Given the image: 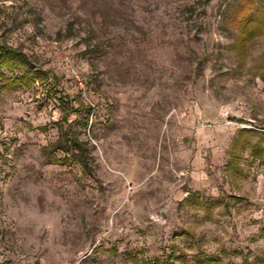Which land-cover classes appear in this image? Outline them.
Here are the masks:
<instances>
[{
  "label": "rangeland",
  "instance_id": "1",
  "mask_svg": "<svg viewBox=\"0 0 264 264\" xmlns=\"http://www.w3.org/2000/svg\"><path fill=\"white\" fill-rule=\"evenodd\" d=\"M0 43L46 73L0 82V264H264V0H0Z\"/></svg>",
  "mask_w": 264,
  "mask_h": 264
},
{
  "label": "trees",
  "instance_id": "2",
  "mask_svg": "<svg viewBox=\"0 0 264 264\" xmlns=\"http://www.w3.org/2000/svg\"><path fill=\"white\" fill-rule=\"evenodd\" d=\"M254 14L255 12L251 11L243 18L241 21L243 28L251 22H257V18ZM4 70H8L13 74L8 76L4 73ZM45 75L46 73L43 70L32 66L28 56L22 50L6 43H0V82L2 87L10 89L29 88L34 82L41 81ZM69 133V127L60 129L58 138L51 145L54 151L62 152L64 154L63 157H57L55 153L52 152L49 154V159L52 163L57 164H68L74 160L79 162L81 166L85 168V153L81 148V141L76 137L63 140V136ZM234 158L235 156L233 155L232 160L228 162V164H232ZM205 262L209 264H224L219 259H208ZM199 263L204 264L202 261ZM149 264H162V262L153 261ZM240 264H247V262H242Z\"/></svg>",
  "mask_w": 264,
  "mask_h": 264
}]
</instances>
